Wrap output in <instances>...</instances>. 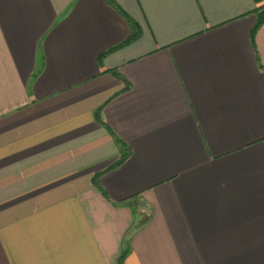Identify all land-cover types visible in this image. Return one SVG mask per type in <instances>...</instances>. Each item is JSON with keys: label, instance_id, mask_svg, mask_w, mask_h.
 <instances>
[{"label": "crops", "instance_id": "crops-1", "mask_svg": "<svg viewBox=\"0 0 264 264\" xmlns=\"http://www.w3.org/2000/svg\"><path fill=\"white\" fill-rule=\"evenodd\" d=\"M0 264H264V0H0Z\"/></svg>", "mask_w": 264, "mask_h": 264}, {"label": "trees", "instance_id": "trees-1", "mask_svg": "<svg viewBox=\"0 0 264 264\" xmlns=\"http://www.w3.org/2000/svg\"><path fill=\"white\" fill-rule=\"evenodd\" d=\"M107 2L109 4H112V0H107ZM128 22H129V25L131 27V32H132L130 38L126 42H124L123 44L119 45L118 47H116L115 49H113V50H111L109 52H112L114 50L123 48L124 46L130 44L131 42L135 41L139 37V30H138L137 25L134 22H132L131 20H128ZM108 53H106V54H108ZM106 54L102 55L100 58H102ZM97 115H98V113H97ZM116 144H117V146L119 148V152H120V162H119V165H120L129 156V150H128L127 146H125L118 139L116 140ZM95 184H96L97 189H99V191L102 192V190L100 189V186H99L98 177H97V179L95 181Z\"/></svg>", "mask_w": 264, "mask_h": 264}]
</instances>
